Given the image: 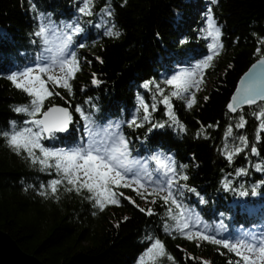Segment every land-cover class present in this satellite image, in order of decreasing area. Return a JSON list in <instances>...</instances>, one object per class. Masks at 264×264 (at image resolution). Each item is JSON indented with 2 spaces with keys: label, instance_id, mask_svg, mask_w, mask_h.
I'll list each match as a JSON object with an SVG mask.
<instances>
[{
  "label": "trees",
  "instance_id": "trees-1",
  "mask_svg": "<svg viewBox=\"0 0 264 264\" xmlns=\"http://www.w3.org/2000/svg\"><path fill=\"white\" fill-rule=\"evenodd\" d=\"M82 1L0 0V229L44 264H250L227 240L264 227V100L227 105L264 56V0H207L202 14L194 0H92L88 15ZM209 14L219 60L198 72L205 96L186 102L162 74L197 69ZM53 29L69 34L62 79L47 72ZM37 69L40 92L23 80ZM53 105L70 110V129L46 137L32 120ZM96 130L131 163L149 156V177L157 155L169 160L168 195L91 176ZM182 211L216 239L187 233Z\"/></svg>",
  "mask_w": 264,
  "mask_h": 264
},
{
  "label": "rangeland",
  "instance_id": "rangeland-1",
  "mask_svg": "<svg viewBox=\"0 0 264 264\" xmlns=\"http://www.w3.org/2000/svg\"><path fill=\"white\" fill-rule=\"evenodd\" d=\"M194 1L195 2L193 6L196 12L198 11V13L200 14H202V12H205L207 8L206 6L209 4L208 1ZM81 5V13L87 15L95 14L92 0H83ZM106 15H108L106 10L96 13L95 19L97 26L102 25L106 22ZM201 23L202 25L200 26V28L203 30V34L206 40L205 44H207L209 52L202 56L200 60L195 62V66L197 67V69L189 70L183 68H175L174 71L169 75H166V73L162 74L165 82L170 84L173 88V91H175V93H179L180 97L185 99L186 102H189L191 100L193 93H198L200 95V98L205 96L210 80L205 79L204 81L200 82L198 72L204 69L208 62H212L213 65H216L219 60L217 50L219 47L218 42L221 35V25L218 22V19L210 14L207 15V17L201 19ZM78 28L83 29L86 33L88 24L86 22L85 24H79ZM66 34L69 35L65 31L59 33V30L53 29L47 37V58L49 60L47 72L54 74L58 79H62L64 73L62 68L65 56L59 52V49L61 45L67 44ZM173 64V61H169L167 67L172 69ZM219 73H222V69L219 71ZM39 78L40 73L37 69L25 73L23 80H25L27 84H31L32 86L30 85V87H32L35 91L40 92L42 90L41 88L43 87V81H40ZM156 93H160L159 88H157V91L153 93V95ZM172 96L174 95L172 94ZM138 101L141 105L140 107L144 116L147 117L148 107L146 101L144 100V96L138 97ZM39 118L36 120H32L33 122L31 121L33 124L32 127H36L37 129H39V132L43 133ZM29 127H27L26 132L31 135L32 131H30ZM53 132L54 131L50 132V134ZM99 132L100 130H96L91 135L93 143L91 146H89V144L86 148V150L90 151V154L94 155V160L97 162V166L93 170L95 171V175L92 171V173H90L91 176L97 177V175H99L106 178V180L108 178L109 180H121L127 184H135V188L137 189V191L150 190L152 193H163L168 195L169 187H167V180L168 177L171 176L167 174L166 177H161V169L167 170L170 173L171 162L169 160L168 164H166L163 161H160V157L157 155V165H154V173H152L149 177L148 175L150 172H152V170L149 169L150 158H148V155V157L145 156L143 160L140 159L131 163L125 159L123 150H121L117 146V143H115L111 136L106 135V133L99 134ZM104 135L106 136L104 137ZM73 158H75L74 155ZM82 163L84 164V161H82ZM133 180H135L137 183H133ZM139 200L142 205H149V200L145 195L141 196ZM180 217L182 220V224L186 222L183 227L186 228L187 233H197L205 236L210 240L216 239L214 234L209 233L207 229L203 225H201L197 216H193L188 211H182L180 213ZM227 242H229L231 247L240 251L250 262V264H264V227H260L257 233H252L251 235L240 232L235 237L228 239Z\"/></svg>",
  "mask_w": 264,
  "mask_h": 264
},
{
  "label": "water",
  "instance_id": "water-1",
  "mask_svg": "<svg viewBox=\"0 0 264 264\" xmlns=\"http://www.w3.org/2000/svg\"><path fill=\"white\" fill-rule=\"evenodd\" d=\"M264 100V56L255 60L238 79L228 102L229 111ZM43 133L67 132L70 129V110L53 105L42 112L40 118ZM0 264H44L34 254L25 252L10 234L0 229Z\"/></svg>",
  "mask_w": 264,
  "mask_h": 264
}]
</instances>
